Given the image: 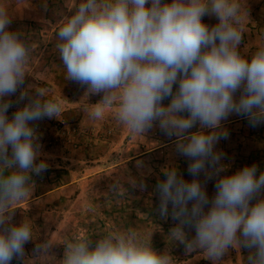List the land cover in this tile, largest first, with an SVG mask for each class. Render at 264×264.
I'll use <instances>...</instances> for the list:
<instances>
[{
    "label": "clouds",
    "instance_id": "1",
    "mask_svg": "<svg viewBox=\"0 0 264 264\" xmlns=\"http://www.w3.org/2000/svg\"><path fill=\"white\" fill-rule=\"evenodd\" d=\"M205 15L217 23L210 27ZM248 18L240 0H80L59 27L56 48L67 80L87 86V97L101 96L85 107L89 119H102L115 105L116 119L132 133L158 126L175 138L192 179L172 164L154 188L156 211L176 222L172 239L213 262L238 247L248 250L245 264H264V171L253 164L221 175L229 166L216 148L228 137L221 124L230 115L246 117L253 128L264 124V44L250 56L240 51ZM12 19L0 5V264H26L33 226L14 222L13 206L49 167L35 122L55 118L61 105L45 88L25 86L31 49L11 30ZM52 247L41 241L31 257L46 259ZM61 264H173V258L127 229L73 239Z\"/></svg>",
    "mask_w": 264,
    "mask_h": 264
},
{
    "label": "rangeland",
    "instance_id": "2",
    "mask_svg": "<svg viewBox=\"0 0 264 264\" xmlns=\"http://www.w3.org/2000/svg\"><path fill=\"white\" fill-rule=\"evenodd\" d=\"M240 2L249 13L240 51L250 56L264 44V0ZM79 3L80 0H0V5L13 18L11 30L20 31L30 45L25 86L33 90L45 88L48 98L61 105V112L55 118L35 122L42 157L49 167L40 176H33L28 196L15 204L64 184L59 191L34 203L38 211L34 212L38 213L35 217L25 218L34 224L36 239L24 245L29 256L26 264H61L64 245L73 239L83 236L98 239L127 229L151 238L156 250H166L172 255L173 264H245L247 249H229L222 260L213 262L203 250L186 253L184 245L169 235L176 222L171 216L161 218L156 211L159 202L155 185L165 178L162 171L172 164L185 180L192 179L187 172L188 161L174 151L171 143L174 138L164 135L158 126L145 134L132 133L116 119L115 105L106 109L102 119H89L85 107L98 102L101 96L87 97V86L67 80L56 48L59 27ZM203 22L211 27L217 20L205 15ZM15 110V107L9 109L8 115ZM221 126L227 130L228 137L221 139L216 148L225 154L223 163L229 166L221 175H230L253 164L264 171V124L253 128L246 117L232 114ZM161 144L160 149L126 162ZM141 182L145 185L143 189L139 187ZM214 183V179L207 183L210 199L214 195ZM21 217L15 214L14 222L18 223ZM186 232L189 238L195 234L190 229ZM41 241L53 245L51 255L46 259L31 257ZM11 264L24 262L13 259Z\"/></svg>",
    "mask_w": 264,
    "mask_h": 264
},
{
    "label": "crops",
    "instance_id": "3",
    "mask_svg": "<svg viewBox=\"0 0 264 264\" xmlns=\"http://www.w3.org/2000/svg\"><path fill=\"white\" fill-rule=\"evenodd\" d=\"M25 82H27V79H26ZM171 143H174V140H172ZM162 146L163 145L161 144V145L155 147L152 150H149V151L143 152L142 154H139L138 156L130 157L129 159H127L126 162H130V161H132L134 159H137V158H140V157L144 156L145 154H149L150 152H154V151L160 149ZM62 187H64V184H63V186L62 185L61 186H56L54 189L47 190V191H45V192H43V193H41L38 196H35L33 198L30 197L29 200H25V201L21 202L20 204L13 206V208L15 210V214H21L22 215L21 220L25 219L27 216L28 217L29 216L35 217V215H37L38 213H34V212H38V211H36V207H35L34 203H37L38 200H41V199H43V198H45V197H47V196H49L51 194H54L55 192L59 191V189L62 188ZM61 199H63V198H61ZM23 216H25V217H23ZM32 226H33V230H34V228H35L34 224ZM34 240H36V239H34V235H33V240H30L29 242H32Z\"/></svg>",
    "mask_w": 264,
    "mask_h": 264
},
{
    "label": "trees",
    "instance_id": "4",
    "mask_svg": "<svg viewBox=\"0 0 264 264\" xmlns=\"http://www.w3.org/2000/svg\"><path fill=\"white\" fill-rule=\"evenodd\" d=\"M174 139H175V138H174ZM174 139H173V140H174ZM157 248L160 249V246H158Z\"/></svg>",
    "mask_w": 264,
    "mask_h": 264
}]
</instances>
